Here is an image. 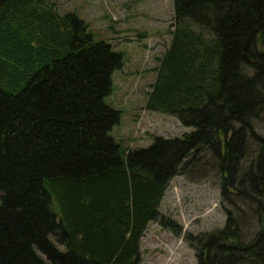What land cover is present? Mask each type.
I'll return each instance as SVG.
<instances>
[{"label":"trees","instance_id":"1","mask_svg":"<svg viewBox=\"0 0 264 264\" xmlns=\"http://www.w3.org/2000/svg\"><path fill=\"white\" fill-rule=\"evenodd\" d=\"M33 2L47 1L0 0V56L40 64L17 94L0 88V264H140L150 222L182 234L159 205L204 153L226 218L185 235L196 264H264V135L255 128L264 115V0H173L153 109L194 130L134 150L111 135L121 111L105 101L123 54L95 42L75 13L40 17L44 41L21 42L6 18Z\"/></svg>","mask_w":264,"mask_h":264},{"label":"rangeland","instance_id":"2","mask_svg":"<svg viewBox=\"0 0 264 264\" xmlns=\"http://www.w3.org/2000/svg\"><path fill=\"white\" fill-rule=\"evenodd\" d=\"M46 1L43 5L30 3L15 11L14 17L8 16L6 22L19 34L21 42L24 37L30 40L33 35L38 43V37L42 41L46 38V31L38 30L43 25L40 17L61 21L65 15L75 13L88 24L95 42L106 41L123 54V67L114 71L112 92L105 101L121 111L120 123L114 126L111 135L124 150L146 148L155 136L180 137L194 130V127L183 126L173 114L153 109L157 100L150 84H155L160 67L162 73L168 67L167 62L162 64V56L166 54L175 25L173 0ZM32 14L36 17L29 22L26 19H31ZM47 34V43L57 48L50 32ZM0 58L5 64L0 68V88L10 93L17 94L40 66L36 61L29 69L15 58L11 61ZM150 97L153 107L147 108ZM255 128L264 135V115L255 121ZM203 155L204 163H190L182 174L170 181L159 206L160 212L181 225L182 234L175 236L150 222L141 238L140 264H196L195 252L185 235L224 226L226 215L220 203L218 178L211 158L207 153ZM51 208L58 212L55 203ZM255 230L254 225L249 226L244 240L252 238Z\"/></svg>","mask_w":264,"mask_h":264}]
</instances>
